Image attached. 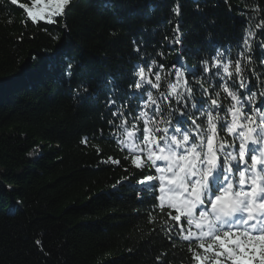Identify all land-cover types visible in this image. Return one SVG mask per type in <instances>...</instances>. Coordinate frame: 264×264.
Segmentation results:
<instances>
[{
  "label": "trees",
  "instance_id": "trees-1",
  "mask_svg": "<svg viewBox=\"0 0 264 264\" xmlns=\"http://www.w3.org/2000/svg\"><path fill=\"white\" fill-rule=\"evenodd\" d=\"M20 4L32 0H0V264H196L193 251L203 254L196 240H183L187 232L151 207L157 202L147 192L138 199L133 190L155 170L132 166L119 143V123L126 118L130 125L139 108L128 85L138 66L152 64L160 89L145 87L166 93L177 64L186 77L187 69L199 77L188 80L190 119L199 116L191 103L210 102L197 94L203 88L220 91L226 115L231 99L213 77L222 74L212 67L219 51V60L232 61V78L225 79L241 92L245 112H264V0H69L53 24H34ZM249 89L254 104L244 98ZM110 94L117 101L111 107ZM162 107L163 117L180 118L167 102Z\"/></svg>",
  "mask_w": 264,
  "mask_h": 264
},
{
  "label": "snow or ice",
  "instance_id": "snow-or-ice-1",
  "mask_svg": "<svg viewBox=\"0 0 264 264\" xmlns=\"http://www.w3.org/2000/svg\"><path fill=\"white\" fill-rule=\"evenodd\" d=\"M17 2L12 0L13 4ZM68 2L32 0L31 6L20 4V7L34 24H53L56 17L64 14ZM248 35L251 37L253 33ZM243 44L249 45L247 38ZM135 50L139 51V47ZM219 55L218 51L213 57L212 67L222 69V74L218 71L213 77H219L222 83L217 87L226 93L225 99H231L226 115H221L220 91L210 95L201 85L203 91L197 94L208 96L210 102L201 99L200 107L193 102L191 108L199 113L197 119L206 116V120L197 123V119H190V113L184 108L189 101L195 100L193 88L188 86L189 79H199L195 70L187 69L190 76L186 77L177 64L171 65L170 68L176 70L175 82L167 83L166 93L153 95L145 86L159 91L160 72L154 74L153 82L152 64L138 66L132 73L138 79L130 83L128 89L135 88L136 93L130 98L139 100V108L130 125L126 118L119 123L122 130L119 143L128 149L132 166L154 168L155 175H145L137 181L144 187L133 190L138 199L140 193L147 192L149 198L157 202L151 207L158 208L174 221L181 233L187 232L182 235L183 240H196V248L203 252L193 251L192 259L196 264H264V112L259 108L245 112L241 92L230 88L227 82L233 75L230 71L232 61H221ZM239 55L242 57L243 53ZM204 65L203 71L208 72L207 61ZM71 68V63L66 65V75H71ZM234 71L239 77V89L247 88L239 59ZM235 83L233 81V85ZM142 88L143 93L140 92ZM244 98L254 104L257 96L249 89ZM172 100L183 107L174 108ZM164 102L168 103L169 112H178L180 118L175 123L171 115L162 116ZM115 104L117 101L110 94L107 105ZM148 109L153 111L149 113ZM118 112L116 109L111 114L116 117ZM140 121H143L142 128L138 126ZM108 123L112 125L115 121ZM222 132L232 140L225 139ZM82 143L86 144L87 138ZM158 161L163 164H157Z\"/></svg>",
  "mask_w": 264,
  "mask_h": 264
},
{
  "label": "rangeland",
  "instance_id": "rangeland-1",
  "mask_svg": "<svg viewBox=\"0 0 264 264\" xmlns=\"http://www.w3.org/2000/svg\"><path fill=\"white\" fill-rule=\"evenodd\" d=\"M157 164H160V165H162V164H163V162H162V161H158V162H157Z\"/></svg>",
  "mask_w": 264,
  "mask_h": 264
}]
</instances>
